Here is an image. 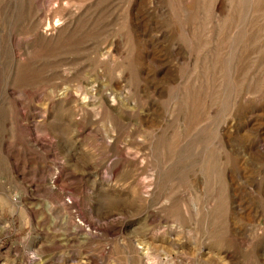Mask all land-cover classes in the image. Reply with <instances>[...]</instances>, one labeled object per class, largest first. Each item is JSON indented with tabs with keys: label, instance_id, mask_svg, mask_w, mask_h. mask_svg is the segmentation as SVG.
<instances>
[{
	"label": "rangeland",
	"instance_id": "rangeland-1",
	"mask_svg": "<svg viewBox=\"0 0 264 264\" xmlns=\"http://www.w3.org/2000/svg\"><path fill=\"white\" fill-rule=\"evenodd\" d=\"M0 264H264V0H0Z\"/></svg>",
	"mask_w": 264,
	"mask_h": 264
}]
</instances>
